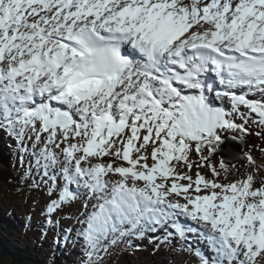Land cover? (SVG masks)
Instances as JSON below:
<instances>
[{"label": "snow or ice", "instance_id": "1", "mask_svg": "<svg viewBox=\"0 0 264 264\" xmlns=\"http://www.w3.org/2000/svg\"><path fill=\"white\" fill-rule=\"evenodd\" d=\"M249 123L264 129V0H0V129L24 151L32 142L48 194L59 189L49 214L84 199V264L157 227L184 237L193 229L178 215L214 251L200 264H264L260 168L222 183L238 156L211 162L221 130L242 139ZM193 150L210 179L188 174Z\"/></svg>", "mask_w": 264, "mask_h": 264}, {"label": "rangeland", "instance_id": "2", "mask_svg": "<svg viewBox=\"0 0 264 264\" xmlns=\"http://www.w3.org/2000/svg\"><path fill=\"white\" fill-rule=\"evenodd\" d=\"M214 96H216V93L211 94V100ZM223 100L224 99L218 98L217 100L213 101V103L218 105V107H223L225 110H230L229 101L227 107H224V104H222ZM53 105L57 106L59 104L53 102ZM241 111H245V109L242 107ZM234 119L236 123H242L239 113L234 114ZM248 127L250 129L248 135H251L253 138L250 144V149L246 153H250L254 160H256L257 157L260 156L257 155V153L264 154V151H261V149H264V136H257L255 134L258 130L262 131V129H258L255 124L249 123ZM262 132H264V130ZM222 133H224V130H221L220 135H222ZM44 135L46 136L47 134L45 133ZM59 135L60 134L58 132V137ZM31 143V141H26L27 151H24L21 149L14 136L9 134L6 130L0 129V157H2L3 161L5 160L4 166L16 165L22 169L21 173L27 179L35 178L36 182L39 183V188L36 185H32L30 187L29 198L27 199L28 202L26 204L27 207L22 206L18 208L15 203H12V201L8 202V200L5 198H1L0 202L4 205V207L7 206L16 217H21V220H23V217L18 216L19 214L24 213L26 216L31 214L33 221L36 220L39 225H43V231H37L33 234L36 236L38 243L37 246L41 252L39 258L45 259V262L47 263L52 259L54 254L57 255L59 251H63L66 256V260H69V263L66 261L62 264H84V261L87 259L85 255L86 245L83 243V238L78 235V230L82 227V225L78 223V220L82 219L81 213L84 211L82 205L85 201L83 198H78L74 201H69L66 204H62L61 207L52 214L47 212L46 205L51 201V199L58 198L59 189H56V191L51 196L48 194L47 186L44 185L40 179L41 169L37 167V156L34 154ZM137 147H139V144H137ZM56 151L59 152V149H56ZM150 152L151 145L147 147L146 151L148 156L147 162L149 164L152 163ZM205 154H207L206 150ZM132 155L135 158L137 153L133 152ZM22 159L24 162H27L28 167L26 168V171L19 164V161ZM60 159L61 161L63 160L62 154ZM102 159L105 163L109 162L110 160H115L114 157L108 156L103 157ZM190 160L193 162V168L188 174L191 175L193 179H195V174L197 171H199L206 178H211V171L208 167L197 168L196 165L199 163V156L194 150L190 153ZM219 161L220 158L217 154L211 157V162L213 164L218 165ZM122 162L124 166H127V162L123 160H115V163L117 164H122ZM42 163L43 161H41V164ZM250 165L251 166H247V164L241 161L229 164L226 179L223 178L225 174L223 172L221 173V182L228 183L242 178L248 173L256 174L254 173L255 168H260L259 174L264 175V168L261 167L264 165L263 161H257L254 165ZM179 170L187 171L186 168ZM56 171L58 173L59 169L57 168ZM117 177V175L108 176L107 179L116 180L119 178ZM181 183H187V181H181ZM4 184L6 185V183ZM138 184L142 186L143 182H138ZM70 188L76 189V185H71ZM80 191L83 193V189ZM3 205L0 204V208L4 209ZM32 209H36V213H32ZM49 215H51L52 219L57 222L48 224L47 220ZM181 219L185 221L186 225L191 226L193 231L186 232L185 236L181 237L179 233H177L175 229L169 225L167 231H170V233L175 232L177 235H175V237L172 239V242L170 238L164 239L165 246L162 252L160 251L159 253H156L155 251H151L149 249L154 246V240L156 238H165L164 236H166L162 233V231H165L157 227L155 231H146L143 238L133 237L131 238L130 243L126 242V244L130 246L129 250L124 251L123 248H121L118 244L111 248L107 253L101 252L100 257L102 259L99 261V264H195L198 260H200V255H198V253L214 255V251L211 249L209 241L203 234V230L201 229L200 225L185 215H181ZM176 220L182 223L179 219ZM8 238L11 239L10 237ZM151 239H153V241H151ZM179 240L180 242H178ZM15 242L18 243V241L15 240L11 241V244L9 245L11 249L13 248V244L15 245ZM145 255L148 257H144Z\"/></svg>", "mask_w": 264, "mask_h": 264}, {"label": "trees", "instance_id": "3", "mask_svg": "<svg viewBox=\"0 0 264 264\" xmlns=\"http://www.w3.org/2000/svg\"><path fill=\"white\" fill-rule=\"evenodd\" d=\"M233 133L240 136V133L238 132ZM4 162L5 160L3 161L2 157H0V200L1 198H5L8 202L12 201V203H15L18 208L21 206L27 207L26 204L28 202L27 199L29 198V189L32 185H36L32 181L33 178L27 179L22 175L21 168L16 165L4 166ZM19 162V164L26 170L27 162H24V160ZM4 183H6V185ZM0 204L3 205L1 202ZM5 207L4 209L0 208V264H62L67 261L63 251H59L57 255L54 254L52 259L47 263L45 262V259L39 258L41 252L37 246L38 243L36 237L33 234L37 231H43V225H39L36 220L33 221L31 214L27 217L23 213V220H21L16 217L7 206ZM35 211L36 210L33 209V212ZM168 238L172 240L171 236L165 237V239ZM13 240L18 241V243L15 242V245L13 244V248L11 249L9 245ZM163 242L164 238H159L156 247H152L150 250L159 253L162 248L161 246L164 244ZM119 245L125 251L129 249L123 243H120ZM144 257L148 256L145 255Z\"/></svg>", "mask_w": 264, "mask_h": 264}, {"label": "water", "instance_id": "4", "mask_svg": "<svg viewBox=\"0 0 264 264\" xmlns=\"http://www.w3.org/2000/svg\"><path fill=\"white\" fill-rule=\"evenodd\" d=\"M233 137H237L231 133H227L223 135V143L219 146V151L216 154L219 157H227L229 151L235 153L238 156V159H232L229 164L239 162L243 159V151L245 145L248 144V140L246 139H233Z\"/></svg>", "mask_w": 264, "mask_h": 264}, {"label": "bare ground", "instance_id": "5", "mask_svg": "<svg viewBox=\"0 0 264 264\" xmlns=\"http://www.w3.org/2000/svg\"><path fill=\"white\" fill-rule=\"evenodd\" d=\"M219 85V84H218ZM215 87L217 88V86H216V84H215ZM220 90L221 91H224V89L222 88V87H220ZM211 94H213V92H210V93H207V95H208V99H209V101L211 102ZM250 95L253 97V98H255V99H261V97L258 95V94H256V93H254V94H252V93H250ZM224 102L225 103H227L228 104V99H224ZM56 107H61L60 105H57ZM218 107V106H217ZM61 147H63V146H61ZM254 152V151H253ZM61 157V156H60ZM63 161V160H62ZM118 163V162H117ZM122 164H123V162H122ZM26 171V170H25ZM109 176H115L114 174H111L110 173V175ZM118 176V175H117ZM118 178V177H117ZM26 183V182H25ZM24 183V184H25ZM27 184V183H26ZM27 187V186H26ZM27 191V190H26ZM182 202V201H181ZM93 203H95V201H93ZM30 213V212H29ZM28 217V216H27ZM31 217V216H30ZM33 218V217H32ZM175 219H179L182 223L181 224H185V221H183L182 219H181V215H178V216H176V217H174ZM188 224V223H187ZM36 225H37V223H36ZM186 225V224H185ZM38 226V225H37ZM193 227V226H192ZM79 242V241H78ZM176 243V242H175ZM178 244V243H177ZM73 245V244H72ZM114 253V252H113ZM75 257V256H74Z\"/></svg>", "mask_w": 264, "mask_h": 264}]
</instances>
